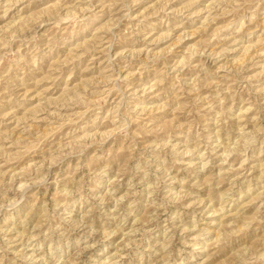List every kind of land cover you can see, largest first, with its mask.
<instances>
[{
	"label": "rangeland",
	"instance_id": "374dc122",
	"mask_svg": "<svg viewBox=\"0 0 264 264\" xmlns=\"http://www.w3.org/2000/svg\"><path fill=\"white\" fill-rule=\"evenodd\" d=\"M0 264H264V0H0Z\"/></svg>",
	"mask_w": 264,
	"mask_h": 264
}]
</instances>
